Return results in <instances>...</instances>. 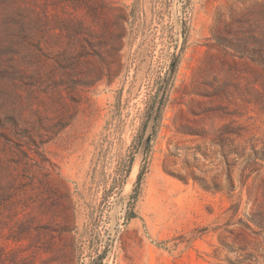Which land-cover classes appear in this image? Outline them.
<instances>
[{
	"label": "rangeland",
	"instance_id": "obj_1",
	"mask_svg": "<svg viewBox=\"0 0 264 264\" xmlns=\"http://www.w3.org/2000/svg\"><path fill=\"white\" fill-rule=\"evenodd\" d=\"M0 264H264V0H0Z\"/></svg>",
	"mask_w": 264,
	"mask_h": 264
},
{
	"label": "water",
	"instance_id": "obj_2",
	"mask_svg": "<svg viewBox=\"0 0 264 264\" xmlns=\"http://www.w3.org/2000/svg\"><path fill=\"white\" fill-rule=\"evenodd\" d=\"M163 90H164V86H163V88H162V90H161V94H162ZM161 96H162V95H160L159 99L156 101V104H155L154 110H153L152 115H151V121H150V123H151V128H152V130H153L154 126H155V122H156L157 117H158V114H159L160 104H161ZM151 135H152V134L149 133V134L145 137V139H144V141H143V143H142L143 153H144L145 150H146V147H147V145H148V143H149V141H150Z\"/></svg>",
	"mask_w": 264,
	"mask_h": 264
},
{
	"label": "trees",
	"instance_id": "obj_3",
	"mask_svg": "<svg viewBox=\"0 0 264 264\" xmlns=\"http://www.w3.org/2000/svg\"><path fill=\"white\" fill-rule=\"evenodd\" d=\"M141 175H142V171H140V173L138 174V182L140 181Z\"/></svg>",
	"mask_w": 264,
	"mask_h": 264
}]
</instances>
